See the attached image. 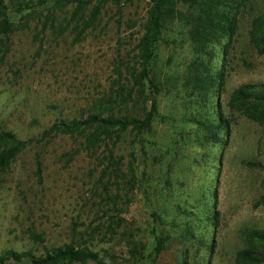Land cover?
Masks as SVG:
<instances>
[{
  "label": "rangeland",
  "instance_id": "obj_1",
  "mask_svg": "<svg viewBox=\"0 0 264 264\" xmlns=\"http://www.w3.org/2000/svg\"><path fill=\"white\" fill-rule=\"evenodd\" d=\"M98 1L77 14L72 2H50L42 11L18 15L16 28L0 42V124L29 141L0 173V253L30 250L39 256L85 240L102 264H237V252L249 246L248 233L264 230V117L263 111L250 113L264 105L254 97L245 105L232 99L241 85L264 83V54L249 38L250 21L264 11V0H248L241 9L227 55L219 104L228 139L210 142L192 121L208 102L184 85L196 56L189 26L168 19L155 64L158 118L141 134H120L113 149L121 158L116 174L103 145L90 152L80 135L43 136L55 121L86 114L125 83L124 69L134 63L149 0H105L93 25L78 35L79 17ZM141 105L132 113L139 114ZM104 187L116 206L104 199ZM211 207L219 211L218 222L206 231ZM211 234L215 248L207 259L200 239ZM256 245L258 264H264V245ZM137 249L142 259L136 263Z\"/></svg>",
  "mask_w": 264,
  "mask_h": 264
},
{
  "label": "trees",
  "instance_id": "obj_2",
  "mask_svg": "<svg viewBox=\"0 0 264 264\" xmlns=\"http://www.w3.org/2000/svg\"><path fill=\"white\" fill-rule=\"evenodd\" d=\"M104 1L99 0L86 18L79 17L82 24L76 27L78 35L93 25ZM50 2L62 4L72 2L75 5L74 14H77L90 5L91 0H0V42L2 43L3 36L6 37L16 28L14 23L16 16L42 11L51 6ZM247 2L248 0H149L144 31L135 45L134 63L124 69L125 83H118V87L112 88L109 95L94 102L86 114L82 113L80 117L69 120L55 121L43 132V136L58 133L70 137L80 135L84 138V147L90 152L103 145L107 152L104 159L112 165L111 172L115 174L119 172L121 158L114 155L113 149L120 134L126 130H136L141 134L158 118L155 96L159 89L155 80L157 46L162 40L166 21L172 19L189 26L190 38L196 53L195 58L188 65L184 85L189 89L190 95L199 96L208 102V105H204L207 111L198 113L192 121L204 132L203 138L216 144L226 141L229 135V123L222 118L219 94L224 88L227 55L238 31L240 12ZM249 38L257 52L264 54V11L252 17ZM1 59L0 53V61ZM119 73H121L120 69ZM249 97H254L264 105V83L243 84L232 95V99L242 105H245ZM140 102H143L140 113L135 115L131 109ZM115 108L118 112H115ZM260 111H263L260 117H264L262 107L258 110L252 109L250 113L258 117ZM28 142L17 138L13 132L4 129L0 124V173L9 166L12 159ZM39 166L40 163L37 162L36 173L40 180ZM108 168L106 166L105 174ZM129 173L135 175L131 163ZM103 192L104 199L109 200L112 206H116L114 196L109 193L107 187H104ZM209 199L216 200V192ZM218 217L219 211L214 207L207 209L205 218L211 222V225L206 226V231L210 229L213 231ZM201 237L200 244L204 250L209 251L207 259H210L215 248L213 234L209 239L205 236ZM248 240L249 246L236 254L237 264H258L262 261L256 244L264 245V230H252L248 233ZM162 247V237L158 236L155 251L160 253ZM139 256L140 251L137 249L136 256L134 254L136 263L142 259ZM89 260L102 264L104 259L98 252L90 249L85 244V240L63 243L47 249L39 256L34 255L30 250L19 252L8 249L0 253V264H85ZM179 264L189 263L183 259Z\"/></svg>",
  "mask_w": 264,
  "mask_h": 264
}]
</instances>
